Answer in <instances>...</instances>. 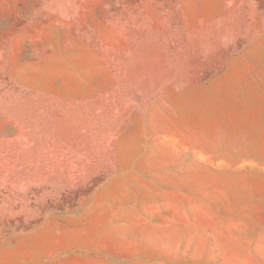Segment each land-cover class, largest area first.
<instances>
[{
	"label": "rangeland",
	"instance_id": "1",
	"mask_svg": "<svg viewBox=\"0 0 264 264\" xmlns=\"http://www.w3.org/2000/svg\"><path fill=\"white\" fill-rule=\"evenodd\" d=\"M0 264H264V0H0Z\"/></svg>",
	"mask_w": 264,
	"mask_h": 264
}]
</instances>
